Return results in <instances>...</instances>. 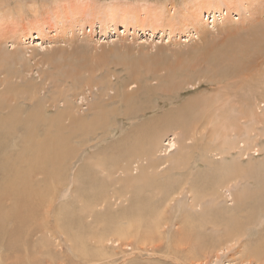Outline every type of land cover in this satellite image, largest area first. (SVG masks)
Returning <instances> with one entry per match:
<instances>
[{"label": "bare ground", "instance_id": "bare-ground-1", "mask_svg": "<svg viewBox=\"0 0 264 264\" xmlns=\"http://www.w3.org/2000/svg\"><path fill=\"white\" fill-rule=\"evenodd\" d=\"M13 1L17 2L16 14L26 15V11L24 10L21 0H0V249H10L14 251V253L26 251V256H30L31 261L30 259L29 261H33V264H39L38 260L41 261V259L38 258L40 253L54 256V258H56L55 261L53 260L54 262L52 261V263L54 264H57L58 262L59 264L67 263L64 260H68V262L71 260V264H109L115 257V255L118 253L115 248L118 247V249H122L121 247L123 246H131L133 254H135L136 252L137 254H141V251L146 249L151 250L152 253L155 254L158 253L157 251L163 250V248L165 247V254L167 253L168 257L173 256L175 259L183 260L186 257H188V259H191L195 257L199 251L203 253L209 247H214L215 245H218V243L220 244L223 236H225L226 238H230L235 236L237 232L241 233L243 229L246 228L247 222H252L258 218L259 212L257 211H259L262 205L259 207L257 206L260 203L263 204L264 201V176L261 177L260 175H258L259 178L256 177L259 180L258 183L256 182L257 185L254 186V189L241 188L237 191L235 197L237 204L235 205V207H227L228 209H225L224 212L229 215L224 218L223 216L225 214H221L222 210H217V208L214 207L212 202L207 206H203L201 212H197L196 210H194L197 209V206L203 205V199L198 198V196L192 195L191 202L189 203L191 208L189 210H181L180 216H182V219L175 222V224L179 223L180 226L177 229L172 230L171 233H169L171 238L168 239L167 235L164 232V229L167 226L173 224V217H168V213L171 208L170 204H172L171 202L175 200L176 196L173 193H168L164 195L166 197L165 203H152L154 207H159V209H161V211H158L159 209L157 210L158 213H153L152 204H150L149 202L147 203V205L144 204L142 197L143 194L141 195V190L136 187L138 185V182L140 184L142 183L143 177L141 178L139 175H133V173H135L133 172V163L136 162L137 157L138 160H141V162L147 161V164L140 166L139 173L141 176H147L150 172L155 171L157 173L160 167L164 166L166 163L172 162L173 159L176 163L175 168L173 169L186 170V142L188 140L189 143L193 136H195L194 133L197 128L198 131L196 132V135H203L205 129L209 127L210 129L212 128L213 133L211 134L210 132H208L211 134L208 137L211 142H213V140L218 135L220 143L217 145V148L211 149V153H214V151H219L217 152V154H220L221 156L217 158L224 157V155L227 154V152H230L233 148L240 147L241 142L244 146H249V143L256 142V138L254 134H252V132L255 131V127L260 124L264 126V68H262L264 64V44L256 42L249 43L248 41H254L260 32V27L264 25L263 23H261L264 22V0H182L181 6L177 7V9V4L174 3L175 1L172 0L170 2V8L168 7L169 5H167L168 3L165 4V1L162 0H141L139 1V5L137 4L140 10H131L133 6H130V8L123 2L114 0L108 5L102 6V16L104 17H99V19L97 20L81 19L76 24L77 26H79V31L82 30L86 25H88V27H91V30L94 29L96 25H100V28L102 30L101 32L106 35V33L117 31L118 27L122 26L126 30L133 29L134 31H148V33L153 34L156 32H163V34L165 33V35H167L169 39H171L173 38L172 36L179 35V33L183 34V32H188L190 28H192L193 31L195 30L193 35L196 36H204L208 33L210 34V28H213L216 22L218 23L223 20L225 21L226 26L229 24L230 21L233 20L232 15L236 12L240 15V17L245 18L248 21V24L255 25L252 29H246L247 33L248 31L252 33L247 34L241 33L240 31L233 34L231 41L235 44V46L233 47L234 51H225L224 48L217 46L212 49L214 50V52H208V50L206 49V54L204 52L200 53V55L198 53L197 54L199 56L203 54L206 55V63L207 65H210L212 70L213 82L219 80V83H221L225 79H234L236 76L238 78L240 77V82H249L255 80L254 82H257L256 91L259 93L253 98V107H250V105H243L244 103L242 101L243 104H240L242 108H240L239 110L240 114L237 113L238 116L235 114V116H232L231 114L229 115L230 112H233L235 110V107L237 106L236 99H238L239 97L236 92L237 89L233 91L234 89L230 86L229 87L233 89H230L231 92L230 90L225 89L224 86L228 84L225 83L228 82L227 80L224 81L225 85L222 84L223 86L221 87L218 85V92H222V96L217 98L216 100L213 97H215V94H218L217 91V93L214 92L212 94V98H206L205 96V99H210L209 102L203 98L197 97V99L190 100L189 102H186L183 105L181 104L177 108L167 110L162 115L152 117L148 120L143 121L142 123H140V125L136 127L138 128V130L139 127H154V125L159 126L169 123H176L182 126L185 124L187 125V122H191L192 120L194 121L192 127L189 126L191 127V129H188L190 135H187V137L183 140V143L177 142L175 141V139L172 140V138L168 142V146L172 149H175L176 147L179 148L182 145L180 149V152H182V154L179 156V158H177V155L175 154L176 156H170L165 160L160 159V161H151L150 158L156 157V153L159 150H157V147H155L152 150L151 155H149V153L151 152V147H149L148 149L146 147L147 145L144 146L141 143V145L144 146L143 148H145L143 151H141L142 149H138L139 151H141V153L137 152L135 148L134 152L136 151L137 155H135V153L132 154L129 159L127 158L130 161H127L126 164L123 163V161L119 163L115 162L117 163V165L115 164L116 166H113L114 168L112 170L110 169L111 171H108V177L101 178V176H99L100 174H98L94 170L93 166H96L95 168L100 167L104 172L107 166H105L101 158L98 157L99 160H97L98 158L96 159L91 156L92 158L89 159L90 163L88 165V168L85 169V164L87 162L86 161L84 165L79 166L74 176L73 182H70V185H72L73 183V190L75 192V195H73L72 198L69 199L66 203L61 202L63 199H60L62 197H65V192L67 191L66 189L71 188V186L61 188L64 183V176L62 173L63 171L61 169L65 165L63 164V162L65 161L64 159H67V157L71 154H69L68 150L66 152L69 155L65 152L66 146H69L67 144H69L70 141L68 142V140L63 137V130H65L66 127L71 128V126L79 127L81 131L78 133V136H76L79 137L80 141H84V137H87L88 135L94 136V134L97 133V125L95 124H108L111 122V116L118 118V115L113 114L115 111H118L116 110V108L113 107L114 109L110 108L108 110L110 103L113 100L115 101L116 98H120V100L126 104L125 112H122L121 114L119 113L120 115L123 114L124 116L131 117V119H135L139 114L145 113L146 109H143V106L138 103L139 100L136 99V94L129 93L126 90L120 91V85L116 86L115 94L109 99L103 98L105 97V95H107L106 92L101 95L102 97L99 101L94 102L93 108L91 109L93 110V116L91 117V120H87L84 115H81L80 107L77 108L75 104L73 105L70 102L71 100L69 101V99H65L64 95V98L62 97L61 99H63L65 105H62L61 107L59 106L60 102L57 99L53 98L56 96L52 95L50 98L44 96V98H42V96L40 95L42 91L46 88L44 86V82L38 79L40 81L39 83L33 79L34 77H28V74H30L34 66L40 67V65H42L40 63H44L47 59L44 56H41L40 59H36L37 57H34L35 61L34 63H31V60L34 58L33 56H26V52L24 51V43H27L28 41L32 40V42H34L36 40L43 39L48 35L45 31V28L43 27L44 23L38 24L37 22L33 24L34 26L31 25L28 27H21L20 24L17 22L11 25V28L4 29L3 25L5 23L7 24V22L11 23L12 17L17 16L14 10L16 8L10 9V6H12ZM29 1L31 2L28 3ZM38 1L39 0H28V8L32 4L37 3ZM53 1L57 2V0ZM79 5L80 4H78L77 6L78 8ZM67 7H69V5H64V9H68ZM225 10L226 14L221 20V15L224 14ZM137 12L141 15L133 14ZM33 13L37 18L39 17V15L36 13L35 8L33 10ZM207 13L208 16L206 15ZM205 20H208V22H206ZM74 27L75 26L71 27V30ZM177 38L178 37H176V39ZM9 43L15 46L14 49H5V45ZM150 44L151 43H149V45ZM151 45H153V43ZM162 46L164 47V44ZM157 48L159 47L157 46ZM159 49H162V47ZM124 52L128 51L124 50ZM124 52H122L121 55H123ZM119 56H117V58H119ZM125 56L126 54L123 57ZM148 56H140V58L142 59H122L123 57L120 56V58H122L114 61L112 65L104 61V63H100L101 65L106 63L105 65L108 66L106 68L109 69H111L109 66H127V64H129V78L128 80L124 81L125 84L123 86H125L127 83L130 84L131 82L134 84L135 81L141 80V77H143L144 74L139 73V70H144L146 75H148L152 71H154L153 73H155L157 65L155 64L154 59H149ZM31 57L32 59L30 60L29 58ZM47 58L49 62L48 64L53 66V61H51L53 59L49 57ZM11 62H15V64H20L21 67L12 66ZM225 62H227V65L223 64ZM96 63L93 64V66L91 65V68L89 69H99V61L97 64ZM173 67L174 69L170 70L172 71V74H174V72L179 73L181 71L179 65ZM181 67H183V74L189 72L188 62H185L183 66L181 65ZM45 69L48 68H46L45 66ZM244 69L249 70L251 74L253 73V75H251V78H247L244 76ZM43 71H45L44 74L46 75L47 71ZM110 73L108 72L106 76L100 79L95 80L93 78H90V81H87L88 87H93L92 84L95 83V85H97L98 87L100 85H105V90L107 91L110 90V88L114 89V81L111 79ZM41 75L39 74V76ZM49 75H46V77H49ZM156 76L158 75L156 74ZM242 77L243 79H241ZM42 80H45V78H43ZM171 81L167 80L165 81V84L168 86L169 84H167L166 82ZM173 82L171 83L172 85L174 84ZM79 84H81L80 81ZM171 84L170 86L172 88ZM175 85L176 84H174V86ZM236 86L237 88H239L238 85H235V87ZM155 88L156 87H152L153 90H151L150 87L149 94L150 92H154ZM157 90L159 91V89ZM173 90H171V92L175 91ZM66 91L69 92V90ZM250 93L251 95H254V92ZM141 98H143V96H141ZM118 99L116 100L118 101ZM244 100H246V104L250 102L247 99ZM205 101H207V103L209 104L206 105ZM258 102L260 103L258 104L260 106L257 105ZM262 103L263 107H261ZM199 106L203 107L204 109H196ZM201 107L199 109H201ZM206 108H208V110ZM53 109H55L54 113H52ZM154 109L155 108H153V110ZM190 117H192L191 121H189L190 119H188ZM247 120L250 121L249 124H253L252 126L250 125L252 129H250L248 133L246 131L248 127L245 124ZM19 126L21 128L23 127L21 129L23 130V132L20 135L17 134V127ZM88 126L96 129L92 130L90 128L89 130H92L90 134V132L86 131L89 128ZM70 130L71 129H69L68 131L70 132ZM40 132L43 136L42 139L38 143H34L33 138L35 134L37 133L38 136ZM64 132H67V130ZM71 134L73 133L70 132L69 135ZM12 135H16L18 137V140L22 142L20 145L24 146L23 150L21 147V151L18 155L19 158L17 161L14 160V155L18 153L15 150L13 151V147L18 146V144L16 143L18 140H9L8 138ZM69 135L67 136L69 137ZM19 141L18 143H20ZM159 141L157 145L160 144ZM88 144L89 143H87L86 145L83 144L82 151L85 149L86 146L88 147ZM205 144H207L205 147L210 149L211 144L208 141ZM31 145L34 146L32 147ZM133 146L135 147V145H132V147ZM251 146L254 147L253 145ZM70 150H73V148H70ZM79 151L81 152V146L79 148ZM75 152L74 153L77 155V151ZM75 154L73 155L75 156ZM134 155L137 157H134ZM71 158L74 159V157ZM69 163L70 161L68 162L67 167L65 166L66 168H68ZM138 163L139 161L137 162V165ZM231 163L233 162L231 161ZM30 164H32V166L36 165V169L38 165H42L44 167L42 168L41 166H39L41 168L40 170L37 169V171L36 169L28 170L29 168H27V166H29ZM24 166H26L27 169L24 168ZM173 169L169 168L165 171V173L171 172L173 171ZM120 171L122 175H119L116 178V175L120 173ZM189 171L192 172V170ZM226 171L229 172L228 174L226 173V175L223 174V177L225 178H221V183H217V180V184H215V182L213 183L215 184V186H213L214 188H208L212 191V194L210 195L215 197L219 196V199L223 195L221 193L222 191L220 192L222 195H220V189L230 188L232 183H237V180H239L241 177L238 164L236 165V168L234 167L233 169H231V166L229 165L228 169H223L222 172ZM66 172H64L65 175H67ZM190 172H185L187 175L186 181L191 179ZM37 175H42L43 179L41 178L42 180L40 181H37L38 179L35 180ZM146 176L144 177L145 179H147L148 177ZM139 178L141 179V182ZM183 182L185 183V181ZM118 184L120 185L119 187H117ZM141 185H143V183ZM67 186H69V183L67 184ZM111 187L115 189L114 191H116V193H107L108 189H110ZM113 188L110 190H113ZM184 189L185 187L181 189V191L178 193L181 194ZM161 192L163 191L161 190ZM159 193L155 192V194L157 195ZM130 199L135 201L134 204L130 207H126L125 210L121 211L120 209V212H117V210L115 211V209L113 210L112 207V209L110 208V211H107L105 214H102V210H99L98 208L99 206L100 208H102L103 206L105 207L107 205L114 206L117 202H124ZM7 202H9V206ZM162 202H164V200ZM7 206L9 209H7V211H4L3 209H5ZM160 206H162V208H160ZM2 211H4L3 216H1ZM237 212H245V215H242V217H238L236 215ZM89 219L91 220L89 221ZM217 222H220L224 226V228L221 227L224 229V233L221 236H217L220 241L217 240L216 244V238L213 237L214 235L207 233L205 229L207 228L208 224H212V226H218ZM189 223H192L193 225L189 226ZM78 228L80 229V231L78 230ZM221 228L215 227L216 230H220ZM39 233L42 234V237H40L39 240L38 238L32 239L36 234L38 235ZM62 236L65 237L66 242H69L71 244L73 255L71 254L72 256L70 257L66 253L63 257L60 256L62 253H64V251L59 253L57 250L60 246V237ZM91 244L94 250L89 249ZM27 252L29 253V255H27ZM124 252L125 250H122V252L120 253L124 254ZM32 253H35V256H31ZM124 255L127 256V253ZM44 258L46 257L44 256Z\"/></svg>", "mask_w": 264, "mask_h": 264}, {"label": "rangeland", "instance_id": "rangeland-1", "mask_svg": "<svg viewBox=\"0 0 264 264\" xmlns=\"http://www.w3.org/2000/svg\"><path fill=\"white\" fill-rule=\"evenodd\" d=\"M113 1L114 0H57V2H54L53 0H39L37 3L32 4L28 8L27 4L30 3L31 1L28 2V0H21V3L23 4L24 10L26 11V15H24V14L17 15L16 14L17 13V7H16L17 2L13 1L12 6H10V9L16 8L14 10H15V14L17 16L12 17L11 23L7 22V24L5 23L3 25L4 29H9L12 27L11 25H13L14 23H17V22L20 24L21 27L31 26L35 22H37L38 24L44 23L43 27L45 28V31L47 32L48 36L44 37L43 39L36 40L34 42H32L33 41L32 40V41H28L27 43H24L25 44L24 51L26 52V56H28V57L33 56V58L37 57L36 59H40L41 56H44L47 59V60H45L44 63H40V64H42V65H40V67L34 66L33 70L30 72V74H28V77H32V78L34 77L33 79L35 81H37L39 83H40V81L44 82V84H45L44 86L46 88L42 91V93L40 95V96H42V98H44V96L47 98H50L52 95L56 96L53 98L57 99L60 102L59 106L61 107L62 105H65V102L63 101V99H61L64 95L65 99H69V101L71 100L70 102L73 105L75 104L77 106V108L80 107V114L81 115H84V117L87 120H91V117L93 116V110H91V109L93 108L94 102L99 101L100 98L102 97L101 95L106 93V92H107V95H105V97H103V98L109 99L111 96H113L115 94L116 86L120 85V88H119L120 91L126 90L129 93L136 94L137 95L136 99L139 100L138 103L141 104V106H143V109H146L145 113L139 114L137 116V118H135V119H131V117L124 116L123 114L120 115L122 112H125L126 104L123 103L120 100V98L119 99L116 98V99H118V101L116 99H115V101L113 100L110 103L108 110L110 108H112V109L116 108V110H118V111H115L113 114L118 115V118L111 116L110 117L111 118L110 123L100 124V125H99V123L95 124V125H97V127H96L97 133H95L94 136L88 135L87 137H84V141H80L79 137H77L78 133L81 131V129L79 127L71 126V128L66 127V129L63 130V137L65 139H67L68 142L70 141L69 144H67V145H69V146L71 145L70 147L66 146L65 152L68 150L69 154H71L72 156L69 155L67 152L66 153L69 156L74 157V159H73V158L68 156L67 159H64L65 161L63 162V164H65V165L64 166L62 165L63 168L61 169L63 171V172L62 171L61 172L63 173V176H64V183H63V186H61V188H66V187L71 186V188L66 189L67 191L65 190L66 191L65 197H62V198L60 197L61 198L60 200L63 199L61 202H65V203L69 199H71L73 195H75V192L73 190V183H72V185H70V182H73L74 176H75L79 166L84 165L86 161H87L86 162L87 165L85 164V169L88 168V165L90 163L89 159L92 158L91 156H93V158H96V159L98 157L101 158L102 162L105 164V166H107L106 170L104 172V171H102V169L100 167L95 168L96 166L92 165L94 170L98 174H100L99 176H101V178L102 177H104V178L108 177V173H109L108 171H111L117 165V163L123 161V163L126 164L127 161H130L128 159L132 154L136 153L135 155H137V152L141 153V151H143L145 149L143 147L146 145H147L146 147L148 149H149V147H151L150 148L151 152L149 153V155H151L152 150L155 147H157V150H159L156 153V157L150 158L151 161H156V160L160 161V159L165 160L166 158H169L170 156H173L175 154L177 155V156L176 155L175 156L177 158H179V156L182 154V152H180L182 145L179 148L176 147L175 149H172L171 147L168 146V142L172 138V140L175 139V141L183 143V140L187 137V135L188 136L190 135L188 129H191L192 124L194 123V121L192 120V117L188 118V119H190L189 121H191V120L192 121L187 122V125L185 124L186 126L185 125L180 126L176 123H169V124L159 125V126L154 125V127L153 126L144 127L145 129L142 127H139V130H138V128H136V127L138 125H140V123H142L143 121L148 120L149 118H152V117L162 115L167 110L177 108L181 104L183 105L184 103L189 102L190 100L197 99V97H200L203 99H205V96H206V98H209V97L212 98L213 97L212 94L216 91L217 92L219 91L218 87L223 86L222 84L225 85V83H228L226 85L227 87L224 86L225 89L230 90L231 88H233L234 90L231 89L233 91H235L237 89L236 92H237V95L239 97L238 99H236L237 102L235 101L236 105H237L235 107V110L233 112L229 113V115L231 114L232 116L234 114L237 115V113L240 114L239 110H240V108H242L241 105L243 103H244L243 105H245V106L250 105V107H253V105H254L252 103L253 98H254V96L258 95V93H259L256 91L257 90L256 89V83L257 82H254L255 80L249 81V82L241 81L242 82L241 83L240 77L238 78L236 76L234 78L235 80L233 78L225 79L224 81L228 80V82H225V83H224V81H222L223 83L222 82L219 83V80H216L213 82L211 67H210V65H207V63H206L207 58H206L205 54L207 53V50H208V52H214V50H212V49L219 46V47L224 48L225 51H230V50L234 51L233 47L235 46V44L231 41L232 35L235 34L236 32H240V31H241V33H247L246 32L247 28L252 29L255 26L254 24H248V21L245 18L240 17V15L237 14L236 12L233 13V15H232L233 20L230 21L229 24L225 26V21L222 20V18L226 14V10H225L224 14L221 15L222 21L218 22L219 24L216 22L215 26L213 28L212 27L210 28V30H211L210 32L212 34L208 33L209 35L207 34L204 36H202V35L196 36V35H193L195 30L193 31V29L190 28V30L188 32H183L184 35L179 33V35L172 36L173 38L170 37L173 41L171 39H169V37L167 35H165V33L163 34V32H156L153 34V33H148V31L147 32H143L140 30L134 31L133 29L126 30L122 26H119L120 28L118 27L117 31H113L114 33L113 32L106 33V35L101 32L102 30L100 28V25H96V27H94V29H92V30H91V27H88V25H86L82 30H80V31L78 30L79 26H77L76 24L81 19L97 20V19H99V17H104V16H102V9H103L102 6L108 5V4H110V2H113ZM117 1L123 2L124 4L128 5L129 7L133 6L132 8L130 7L131 10L132 9L133 10H138V9L140 10L138 5H139V1H141V0H117ZM162 1H165L164 2L165 4L168 3L167 5H169L168 6L169 8L171 7L170 6L171 0H162ZM172 1H175L174 3L177 4L176 9H177V7L181 6L182 0H172ZM46 3H47V5H46ZM78 4H80L79 8L77 7ZM64 5H67V6L69 5V7H67L68 9H64ZM34 8L36 9V13L39 15L38 18L33 13ZM83 9L85 10V12ZM133 14L141 15L138 12L133 13ZM96 15H97V17H96ZM206 15L208 16V13ZM211 16H212V14H211ZM37 19H38V21H37ZM211 20H212V18H211ZM205 21L208 22V20H205ZM238 21H241V22H238ZM261 23L264 24V22H261ZM211 24H212V22H211ZM73 26H75V27L71 30V27H73ZM262 27H260V32L257 35L256 39L254 41H248L249 43L256 42V43L264 44V25ZM248 33H252V32L248 31ZM181 36H182V38H181ZM183 36H185V37H183ZM176 37H178L177 38L178 41H177ZM188 37L191 39H189ZM149 43H151V44L153 43V45H151V44L149 45ZM154 44H155V46H154ZM163 44H164V47L162 46ZM138 45H141L142 47L138 46ZM157 46L159 48L162 47V49L157 48ZM14 47L15 46L11 45V43L5 45L6 50H12V49H14ZM124 50H126L128 52H124ZM122 52H124L123 55H121ZM202 52H204L205 54L199 56L200 53H202ZM125 54H126V56L123 57ZM119 55L123 57V58L121 57L122 59H124V58L139 59L140 56L143 57V55L144 56L149 55L148 58L154 59V62L157 65V68L155 69V73H153L154 71H152L148 75H146L144 70H139V73L144 74L143 77H141V80L135 81L134 84L130 82V84L129 83L126 84L127 86L126 85L123 86L125 84L124 81L128 80V78H129L128 76H129V72H130V68H129L130 65L127 64V66H124V65L109 66L111 68V69H109V68H106V67H108L107 65H105L106 63L102 64V65L100 63V62L104 61V62H108V64L112 65L114 61L121 59ZM117 56H119V58H117ZM202 56L204 59L202 58ZM47 57L53 59V60H51V61H53V66L48 64L49 62H48ZM29 59L31 60L32 57ZM140 59H142V58H140ZM21 60H22V58H21ZM109 60L110 61L113 60V61H111L112 63ZM34 61H35V58L31 60V63H34ZM98 61L100 63L101 68L99 67V69L97 68V70L96 69H89V68H91V65L93 66V64H95L96 62L98 63ZM202 61L205 64H203ZM91 62H92V64H91ZM185 62L189 63V70H188L189 72H186L185 74H183V71H182L183 67H181V65L183 66V64ZM88 63H90V64H88ZM223 64L227 65V62H225ZM11 65L21 67L20 64H15V62H11ZM177 65H179V67L181 68V71L179 73L174 72V74H172L171 73L172 71H170V70L171 69L173 70L174 69L173 66H177ZM43 66H44V68H43ZM45 66L48 69H45ZM87 68H88V70H87ZM262 68H264V64H263ZM43 70L47 71L46 75H49L51 73L50 74L51 76L49 75V77L47 76L48 77L47 78L46 75L44 74L45 71H43ZM109 70H111V71H109ZM40 71H41V73H40ZM92 71H95V72H92ZM108 72L112 73V74L110 73V77L114 81V84H113V86H115L114 89L110 88V90L107 91V90H105V85L104 86L100 85L98 87L97 85H95V83L92 84L93 87H91V88L88 87L87 81L90 78H93L95 80L100 79V78L106 76ZM76 73H79V74H76ZM187 73H188V75H187ZM39 74L40 75L42 74V75L39 76ZM156 74L158 76H156ZM243 74L247 78H251L252 77L251 75H253V73L251 74V72H249V70H246V69L243 70ZM71 75H73V76H71ZM39 77H42V78H39ZM43 78H45L46 81L42 80ZM159 78H160V80H159ZM229 79H232L234 81L229 80ZM241 79H243V77ZM167 80L168 81L173 80L175 82H173V81L166 82L167 84H169L167 86L165 84V81H167ZM79 81L81 84H79ZM122 82H124V83H122ZM172 82L176 85L175 86H174V84L172 85L171 84ZM170 84L172 85V88H171ZM235 85H238L239 88H237V86L235 87ZM150 87H151V90L154 89V88L152 89V87H156L155 91H154L155 93L150 92V94H149V91H150L149 88ZM157 89H159V91ZM166 89L167 90L169 89V90L167 91ZM66 90H69V92H67ZM171 90H173L174 92H171ZM231 90H230V92H231ZM147 91H148V93H147ZM156 91H158V92H156ZM250 92H254L253 93L254 95H251ZM66 94H68V95H66ZM146 94H148V95H146ZM246 95H248V96H246ZM141 96H143V98H141ZM214 96L215 97H213V98L216 100L217 98L222 96V92H218V94H215ZM191 97H193V98H191ZM244 99H247L249 101L251 99V101L248 102V104H246V100H244ZM205 100H207L209 102L210 99L209 100L205 99ZM207 101H205L206 105L209 104V103H207ZM240 101H241V103H240ZM242 101H243V103H242ZM258 104H260V103L258 102L257 105ZM239 105H240V107H239ZM258 106H260V105H258ZM145 107H147V108H145ZM200 107L201 106L197 107L196 109H198V110L204 109L203 107H201V109H199ZM261 107H263V103L261 104ZM153 108H155V109L153 110ZM206 109L208 110V108H206ZM54 112H55V109L52 110V113H54ZM249 123H250L249 120H247L245 122V124L248 127V128L246 127L247 133L250 129H252V127H250V125L251 126L253 125L252 123L251 124H249ZM174 124H175V126H174ZM189 126H191V127H189ZM88 127H87L88 129L86 131L90 132V134H91V131L93 129H96V128H91L90 126H88ZM92 127H94V126H92ZM22 128L20 126L17 127V134L20 135L23 132V130H21ZM90 128L92 129L91 131L89 130ZM255 128L256 129H255V131L252 132V134H254V136L256 138V142L249 143V146H244L241 142L240 147L233 148L232 149L233 151L231 150L232 152L231 151L227 152V154H225L224 157H221V158H217V157L221 156L220 154H217V152H219V151H214V153H211V149L217 148V145L220 143V139L218 138V135L213 140V142H211L208 137L213 133V129L211 128L212 129L211 130L209 127V128L204 130L205 132L203 133V135H199V134L196 135V132L198 131V128H197L195 130V133H194L195 136H193V138L189 141V143H188V140L186 142V144L188 146V147L185 146V150L187 149V152L185 153L187 155L185 158V164H186L185 168H187L186 170L185 169H173V168H175V164H176L174 159H173L172 162L166 163L164 166L160 167L158 169L157 173L155 171V172H150L147 175L148 177L146 175L141 176L139 173L140 166L147 164V161L141 162V160H138V157L134 155V157H137V159L135 158L136 162H134L135 164L133 163V166H134L133 172H135V173H133V175L134 176L139 175L141 178L143 177L142 178L143 185H141L142 183L140 184L138 182V185L136 187L141 190V192H142L141 195L143 194L142 197H143L144 204L147 205L148 202L150 204H152V203L158 204L159 202H161V204H163V203H165V198H166L164 195H166L168 193H171V194L173 193L176 196L175 200H173V202H171L172 204H170L171 208H170L169 213H168V217H170V218L173 217V219H172L173 224H171L170 226H167L164 229V232L167 235L168 239L171 238L169 233H171L172 230H175L180 226L179 223L175 224V222L182 219L181 218L182 216H180L181 210L182 209L189 210L191 208L189 203L191 202V196L192 195L198 196V198L203 199V202H202L203 205L197 206L196 207L197 209H194V210H196L197 212H199V211L201 212L203 206H207L208 204H210L212 202V204L214 205L215 208H217V210H220V209L222 210L221 214H225L223 216V218H224V217L229 215V214H226V212H224L225 209L235 207V205L237 204L235 197H236L237 191L239 189H241V188L242 189L243 188L244 189L245 188L254 189V186L257 185L258 180H259V179H257V178H259L258 175H260L261 177L264 176V126L260 124V125L256 126ZM69 129H71L70 132L73 134L69 135V133H70L68 131ZM77 129H79V130H77ZM179 129H180V131H179ZM66 130H67V132H64ZM208 132H210L211 134ZM66 134L69 135V137ZM12 136L9 137L8 139L9 140L14 139L16 141L18 140V137L16 135L15 136L12 135ZM42 137L43 136L41 135V132L38 136L36 133L34 138H33L34 143H38L42 139ZM92 137H94V138H92ZM37 138H38V140H37ZM199 138H202L203 140L199 139ZM18 141L16 142L18 144V146L16 145L17 147H15V146L13 147L14 148L13 151L15 150L18 153L16 155H14L15 161H17L19 158L18 155L20 154L21 147H22V150L24 147L23 145L22 146L20 145L22 142L19 141L20 143H18ZM158 141L160 142L159 145H157ZM207 141L211 144L210 149L205 147L207 145V144H205V143H207ZM135 142L138 144H136ZM139 142H140V146H139ZM87 143H89L88 147L86 146L85 149L82 151L83 144L86 145ZM141 143L144 146H142ZM73 144H75V145H73ZM79 144L81 146V152L79 151V148H80ZM132 145H135V147L133 146L134 147L133 148ZM136 145L139 147H137ZM251 145H253L254 147H252ZM31 146L33 147L34 145H31ZM78 146H79V148H78ZM70 148L71 149L73 148V150H70ZM123 149H125V150H123ZM134 149L137 150V152L136 151L134 152ZM138 149H140V150L142 149V150L139 151ZM208 150H210V151H208ZM73 151L74 152L77 151V155L75 154L76 152L74 153ZM78 151H79V153H78ZM72 152H73V154H75V156L72 154ZM129 152H131V153H129ZM99 158L97 160H99ZM224 159H226L227 161ZM69 161H70L69 166H68V168H66ZM138 161H139V163L137 165ZM231 161L233 163H231ZM115 162H117V163H115ZM193 162H194V164H193ZM195 163H196V165H195ZM234 164H235V166H234ZM237 164L239 166V171H240V176H241L240 179L237 180V183L233 182L232 185L230 186V188H223V189L221 188L219 193L222 191L221 193L223 195L220 193V195H222V197L220 196L221 197L220 199H219V196L215 197V196L210 195V194H212V191L209 189L214 188L213 186H215V184L221 183L222 179L225 178L223 176L226 175V173L228 174L229 171L228 172L227 171L222 172L223 169H228L229 165L231 166V169H233L234 167L236 168ZM39 166H41L42 168L44 167L42 165H38L37 166L38 170H40V168H41ZM191 166H192V168H191ZM24 168H26V166H24ZM27 168H29L28 170H35L36 165L32 166V164H30L29 166H27ZM136 168H138V169H136ZM169 168L173 169V171L165 173V171L168 170ZM207 168H208V170H207ZM37 169H36V171H37ZM209 169H212L214 171L209 170ZM189 170H192V172H190ZM208 171H210V172H208ZM64 172H66V174L68 176L65 175ZM185 172L186 173L190 172L191 179L188 181H186L187 175ZM119 175H122L121 171H120V173H118L116 175V178ZM145 176L147 177V179L144 178ZM41 178H42V175L41 176L37 175L36 179L35 178L34 179L35 180L38 179L37 181H40L43 179V178L42 179ZM144 179H145V181H144ZM217 180H218V182H217ZM183 181H185V183ZM33 182H34V180H33ZM140 182H141V179H140ZM214 182H215V184H213ZM66 183L67 184L69 183V186H67ZM119 186L120 185L118 184L117 187H119ZM184 187H185L184 191H182L181 194L178 193ZM112 188L113 187H111L110 189H112ZM110 189H108V191H107V193L109 192L108 194H112V192L116 193V191H114L115 190L114 188H113V190H110ZM160 189L163 192H161ZM206 189H207V191H206ZM155 192L156 193L161 192V193H159L157 195V194H155ZM204 199H206V200H204ZM163 200H164V202H162ZM216 200H218V201H216ZM134 202H135L134 200L130 199V200H127L124 202H119V203L117 202L116 205H114V206L107 205L105 207L103 206L102 208H100V206H99L98 208H99V210H102V214H105L107 211H110V208L112 209V207H113V210L115 209V211L117 210V212L118 211L120 212V209H121V211L125 210L126 207H130L131 205H133ZM213 202H215V203H213ZM7 204L9 206V202H7ZM153 204H152V206H153ZM8 206L5 208L6 210L5 209H3V210L7 211V209H9ZM259 206H261V207H260L259 211H257V212H259L258 218L252 222H247L246 228L243 229V231L241 233L237 232L235 236L230 237L231 239L223 236L220 244L218 243V245H215L214 247H209L203 253L201 251H199L197 253V255L191 259H188V257H186L187 259L186 258L183 260L180 259L181 260L180 261L179 259H175L173 256L168 257L167 253L165 254L166 250H164V248H165L164 246H163L164 247L163 250L157 251L158 253H155V254L152 253V251L148 250V249L141 251V254L140 253L137 254V252L135 254H133L131 246H129V247L123 246V247H121L122 249H118V247L115 248L118 253L115 255V257L112 259V261L110 263L111 264H124V263L125 264H146V263L147 264H149V263L150 264H187V262H188V264H191V263L195 262L194 264H264V246H263V243H264V201H263V204L260 203L257 207H259ZM160 208H162V206H160ZM140 209H142V208H140ZM158 209H159V207L153 206V213H155V212L158 213V211H161V209H159V210ZM4 211L1 212V216L4 215ZM217 212H220V211H217ZM236 215L238 217H242V215L243 216L245 215V212H237ZM90 220L91 219H89V221ZM217 224H218V226H214V225L212 226V224H208L207 228L205 229V231L207 233L214 235L213 237L216 238L215 239L216 244H217V240L220 241L217 236H219V235L221 236L224 233V229H223L224 226L220 222L219 223L217 222ZM190 225H193V224L189 223V226ZM215 227H218V228L223 227V228H221L220 230H216ZM78 230L80 231L79 228H78ZM40 237H42L41 233H39L38 235L36 234L32 239L38 238V240H39ZM177 238H179V237H177ZM177 238H176V240H177ZM57 242H58V240H57ZM184 242H185V238H184ZM92 244L90 245L89 249L94 250ZM229 244L230 245L232 244V245L230 246ZM6 250H7L6 248L0 249V264H5V262H6V264L7 263H9V264H29V263L31 264L32 263L33 264V261L30 262L31 261L30 256H26V251L14 253V251H12L10 249H8L7 251ZM57 250L59 253L64 251V253H62L60 255L62 257L64 256L65 253L67 255H69V257L73 255V252L71 249V244L69 242H66V239L64 236L60 237V246L58 247ZM122 250H125L124 254L127 253V256L120 253V252H122ZM7 253H9V254H7ZM6 254H7V256H6ZM8 255H9V257H8ZM27 255H29L28 252H27ZM42 255H44L46 258H44V256H42ZM129 255H131V256H129ZM186 255H187V253H186ZM204 255H206V256H204ZM31 256H35V253H32ZM20 258L21 259L23 258V259L21 260ZM38 258H40L42 261L41 262L40 260H38L39 264H46V262L48 264V263H52L53 260L54 261L56 260V258H54V256H51L48 254H42V253H40ZM29 259H30V261H29ZM113 260H116V261H113ZM24 261H26V262H24ZM64 261L67 262L68 264L72 263L71 260L69 262H68V260H64ZM67 263H63V264H67ZM52 264H54V263H52ZM57 264H59V262Z\"/></svg>", "mask_w": 264, "mask_h": 264}]
</instances>
